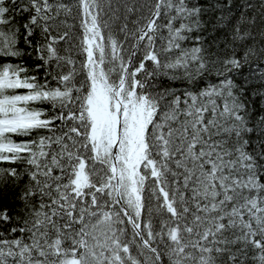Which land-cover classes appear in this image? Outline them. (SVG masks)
Instances as JSON below:
<instances>
[{
	"label": "snow or ice",
	"instance_id": "6c2138e0",
	"mask_svg": "<svg viewBox=\"0 0 264 264\" xmlns=\"http://www.w3.org/2000/svg\"><path fill=\"white\" fill-rule=\"evenodd\" d=\"M0 264H264V0H0Z\"/></svg>",
	"mask_w": 264,
	"mask_h": 264
}]
</instances>
